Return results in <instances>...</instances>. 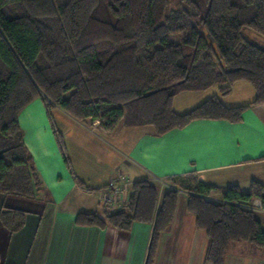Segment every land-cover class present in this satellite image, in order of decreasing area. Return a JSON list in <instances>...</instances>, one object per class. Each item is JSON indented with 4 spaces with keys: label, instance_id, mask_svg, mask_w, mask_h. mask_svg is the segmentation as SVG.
<instances>
[{
    "label": "trees",
    "instance_id": "obj_1",
    "mask_svg": "<svg viewBox=\"0 0 264 264\" xmlns=\"http://www.w3.org/2000/svg\"><path fill=\"white\" fill-rule=\"evenodd\" d=\"M245 29L264 37V0H0V195L33 201L43 187L19 123L37 99L82 123L100 121L107 132L121 122L163 136L196 120L241 121L249 106L229 108L213 97L179 115L174 100L213 87L227 96L246 82L255 103H264V50ZM174 180L162 197L157 185L136 182L122 210L80 214L76 225H153L152 264L185 192L187 210L208 238L207 264H225L234 243L264 251V221L240 207L254 200L264 206L263 185L242 193L190 176ZM212 194L227 203L205 199ZM26 216L4 207L0 222L16 233Z\"/></svg>",
    "mask_w": 264,
    "mask_h": 264
},
{
    "label": "crops",
    "instance_id": "obj_2",
    "mask_svg": "<svg viewBox=\"0 0 264 264\" xmlns=\"http://www.w3.org/2000/svg\"><path fill=\"white\" fill-rule=\"evenodd\" d=\"M248 40L264 50V39ZM210 90L179 94L174 111L184 115L219 97L229 108L249 106L242 120H196L163 136H156L153 127L127 128L122 122L107 132L100 122L95 127L59 107L48 109L41 99L32 102L19 123L43 187L33 201L0 195V213L4 207L27 213L19 232L0 222V264H147L153 225L136 223L129 231L110 224L105 229L76 225L80 214L103 217L127 204L131 191L114 211L103 206L113 176L132 185L190 176L207 187H238L242 193H249L254 182L264 186V103H255L256 92L246 82L236 83L227 96L219 87L217 93ZM187 201L161 236L152 264H207L208 238L188 212ZM225 264H264V251L234 243Z\"/></svg>",
    "mask_w": 264,
    "mask_h": 264
},
{
    "label": "built area",
    "instance_id": "obj_3",
    "mask_svg": "<svg viewBox=\"0 0 264 264\" xmlns=\"http://www.w3.org/2000/svg\"><path fill=\"white\" fill-rule=\"evenodd\" d=\"M97 122L99 123L100 121H94L95 127H97ZM132 186V183L123 176L117 175L110 177L103 194V206L114 211L117 201L121 200V197L124 196L126 191H131ZM205 199L216 202L218 204L227 203L225 200L214 198L212 195L205 196ZM240 207L253 213L264 214V206L259 200H254L249 204L240 205Z\"/></svg>",
    "mask_w": 264,
    "mask_h": 264
},
{
    "label": "rangeland",
    "instance_id": "obj_4",
    "mask_svg": "<svg viewBox=\"0 0 264 264\" xmlns=\"http://www.w3.org/2000/svg\"><path fill=\"white\" fill-rule=\"evenodd\" d=\"M249 33H254V34H252L254 37L252 38V37H250L249 36ZM244 36L247 38V39H250V40H254V41H252V42H259V41H256L257 39H264L263 38V36H261V35H259V34H257V33H255L254 31H252V30H250V29H245V34H244ZM214 90H210V91H215L216 93L218 92V90H217V87H215V88H213ZM210 93V92H209ZM201 95H206V94H201ZM151 129V128H150ZM175 182V180L174 179H172V180H169V181H166V184H162V183H159V184H157V186L159 187V190L161 189L162 190V192H167L168 190H170V189H172V187H175V186H177V184L176 183H174ZM156 185V184H155ZM213 196V195H212ZM214 198H218V199H221V198H219V197H216V196H213ZM186 199H188V194H185V193H181V196H180V203H179V207H182L184 204H185V202H186ZM255 216L259 219V220H261V221H264V214H261V213H255Z\"/></svg>",
    "mask_w": 264,
    "mask_h": 264
}]
</instances>
